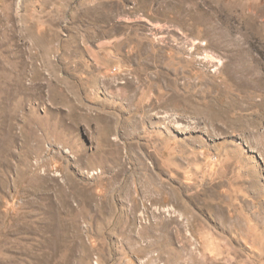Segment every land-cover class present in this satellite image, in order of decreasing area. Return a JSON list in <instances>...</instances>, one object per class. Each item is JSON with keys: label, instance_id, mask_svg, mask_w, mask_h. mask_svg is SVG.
Returning <instances> with one entry per match:
<instances>
[{"label": "rangeland", "instance_id": "rangeland-1", "mask_svg": "<svg viewBox=\"0 0 264 264\" xmlns=\"http://www.w3.org/2000/svg\"><path fill=\"white\" fill-rule=\"evenodd\" d=\"M0 264H264V0H0Z\"/></svg>", "mask_w": 264, "mask_h": 264}]
</instances>
